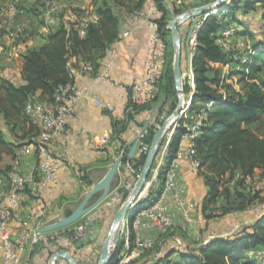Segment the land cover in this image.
Wrapping results in <instances>:
<instances>
[{
    "label": "trees",
    "instance_id": "obj_1",
    "mask_svg": "<svg viewBox=\"0 0 264 264\" xmlns=\"http://www.w3.org/2000/svg\"><path fill=\"white\" fill-rule=\"evenodd\" d=\"M209 1L200 0L196 3L193 0H171L169 8L166 0H91L95 22L83 31L77 25L79 17L73 21L58 17V23L43 35L44 42L27 48L21 55L23 83L14 84L0 75V164L5 156L13 158L20 147L35 144L42 128L40 122L27 113L26 107L35 102L52 104L57 88L73 82L70 58L75 59V66L81 62L88 63L92 67V74H95L106 49L120 37L123 16L129 17L133 12L145 9L149 2L159 11L156 21L167 45L158 94L164 92L167 99L175 100L173 51L167 24L171 15L180 12L185 4L188 7ZM258 9H261L259 19L264 23V0H229L217 14L214 11L213 14L196 17L201 23L196 31L195 46L191 49L193 86L189 78L183 84V91L192 94L191 103L187 116H181L172 131L156 181L150 184L129 216L130 248L135 240L132 230L134 215L152 206L158 199L168 166L176 157L182 137L189 132L188 126L196 117L201 116V123L198 133L191 138V148L194 150L191 158L198 162L197 171L206 188V195L200 202L201 214L208 219L215 215L243 212L260 198L258 191L252 192L248 187V179L257 170L259 176L264 178V92L261 87L264 79L259 77L264 68V42L257 40L255 50L252 49L244 62L231 46L223 49L216 44L218 35L230 24L243 28L235 32L237 36L252 35L246 24L248 19L242 20L241 16L245 17ZM212 63L229 64L228 72L222 75L221 69ZM234 76L237 77L238 88L225 81ZM166 98L161 107L166 105ZM150 105L148 103L132 109H148ZM172 108V104L168 106L169 110ZM130 111L128 120L132 118ZM156 130L157 126H150L142 143L149 145ZM165 141L166 138H163L153 167ZM145 156L139 153L129 161L135 174L140 172ZM123 157L125 165V153ZM127 195L128 191L123 189L120 202ZM64 234L74 245L76 241L72 240V232L68 230ZM180 237L181 249L176 248L173 238V245L164 244L160 250V245L154 244L127 264H261L258 257L248 254V250L258 247L264 249V213L232 236H212L206 241L191 244L183 241L186 237L183 230L180 231ZM123 245L124 241L120 239L109 264H119ZM157 252L160 254L156 255ZM174 254H177L178 259H173Z\"/></svg>",
    "mask_w": 264,
    "mask_h": 264
},
{
    "label": "crops",
    "instance_id": "obj_2",
    "mask_svg": "<svg viewBox=\"0 0 264 264\" xmlns=\"http://www.w3.org/2000/svg\"><path fill=\"white\" fill-rule=\"evenodd\" d=\"M77 1H79L77 6H80V9L87 8L88 4L86 2ZM193 1L199 2L200 0ZM166 2L170 8L171 0H166ZM87 13V11L81 12L79 20L87 19ZM25 16L27 17V14ZM244 16L247 17V15ZM127 19L128 16H123L121 33L127 28ZM75 20H77V17H75ZM248 23L249 20L246 21L247 26ZM130 29L129 36L122 39L116 46L118 57L112 69L110 81L105 84L95 85L92 84L93 81L90 76H85L79 81L80 85L89 84L91 88L81 98L76 106L75 113L68 119L66 124L67 134L49 145L50 151L54 155L59 156L62 159V163L58 166L53 180L26 190V199L18 209L17 218L10 222L13 238H18L22 230V222L27 219L32 209L39 211L42 222L57 220L66 209H73L91 186L103 177L116 159L123 152L129 150L131 141L136 138L144 119L148 116V112H146L147 109L138 107L134 111L133 109L129 110L132 118L130 120L127 119V114L129 113L127 109L129 90L132 82L141 72L150 29L143 19L135 22ZM188 29L189 24L184 23L180 26L179 31L181 34L183 33L182 31H187L188 34ZM42 31L46 33L48 28L42 26ZM42 42H44L43 36L39 38V42L35 46L40 45ZM20 64H22V57ZM75 64V59L70 58V71L75 67ZM0 75L8 78L14 84L23 83L20 71L16 72L14 78L3 75L2 71H0ZM93 98L99 99L104 104H110L113 106V110L109 111L100 108L95 104ZM25 146H27V154L23 159V166L25 170L29 171L36 165V154L32 144ZM191 147V139L189 137L183 138L179 145L177 157L178 166L176 168L175 186L184 201V206L183 208L176 207L171 198L164 202L171 214L175 228L183 230L189 242L191 241L190 239L196 240V238H199L196 232V217L199 215L200 219L199 205L206 195L203 178L198 174L194 160L191 158ZM138 155L139 151L137 149L130 160ZM11 162L12 158L5 156L0 165L3 168H7ZM129 166L134 170L131 163ZM257 172L259 171L257 170ZM132 177L129 167L127 168L126 165H123L117 170L116 180L118 185L114 191L120 192L122 196L124 189L129 194L131 189L129 190L127 185L130 183L133 185ZM149 186L150 184L142 193L141 198L146 194ZM118 209L101 203L87 214L89 224L84 232L87 238L95 235V232L98 231L97 223L99 220L102 221L98 235L89 243L86 242L84 237L83 239L75 240L74 245H65L67 237L64 232H53L50 235L46 233L44 234V243L41 244V247H36L33 252L30 248L23 251L19 264H48L52 254L60 248L67 249L77 264H97L101 246L96 247V244L104 240L103 238L108 232ZM183 211L187 212V219L183 218ZM90 222H93V224L90 225ZM126 222L127 220L124 221V226H122L120 231L122 234L118 239V242L120 239L124 241L123 249L119 256L123 258L125 254H129V257L124 261L119 259V264H127L130 260L137 258L134 254H131L132 248L129 247L128 241L129 228H127ZM138 234L142 237H151L154 244L160 245V250L164 248V244L173 245L169 237L161 234L157 229L141 228ZM206 238L209 237L207 236ZM174 239L178 245L175 244L176 248L181 249L182 246L179 245L181 244L180 238L174 237ZM77 243L81 245L77 246ZM158 254L160 252L156 253V255ZM173 259H178L177 254L173 255ZM56 264L68 263L63 258H59Z\"/></svg>",
    "mask_w": 264,
    "mask_h": 264
},
{
    "label": "built area",
    "instance_id": "obj_3",
    "mask_svg": "<svg viewBox=\"0 0 264 264\" xmlns=\"http://www.w3.org/2000/svg\"><path fill=\"white\" fill-rule=\"evenodd\" d=\"M86 2L88 12L93 9L91 0H82ZM15 4V2H14ZM11 5L9 9V15L7 20L1 25V28L5 30L6 37L9 40H15L19 35L23 34L26 29L27 17L25 13L17 10ZM43 19L46 28H53L58 23V17L55 14L59 11V6L55 0H45L43 2ZM21 15L20 18L17 15ZM159 16V11L154 7L152 2L146 6L145 9L133 12L127 19V28L120 34V37L115 40L105 51V57L100 62V68L92 74V67L88 63H79L75 66L71 72L73 74V82L64 86H59L54 94V102L52 104H43L39 102L30 103L26 107L27 113L35 120H38L41 125V132L37 137L35 144H32L35 148L36 165L32 170H25L23 166V159L27 154V146L20 147L15 156L12 158V162L8 169L3 168L0 170V264H19L23 251L27 248L33 252L36 247L44 243V234L38 233L36 229L39 226L48 224V222H42L40 213L37 209H32L27 216V219L22 222V230L18 238H13L11 235L10 222L17 218L18 209L25 201L26 190L29 188H35L36 185L44 184L54 179L56 170L62 163V159L54 155L49 145L58 139H61L67 134V121L75 113L76 106L79 104L81 98L87 94L91 88L89 84H81L79 81L85 77L90 76L92 84H105L110 81L112 69L115 66V61L118 57L117 44L130 34V28L140 19H143L149 29L150 34L147 41L146 51L143 57L141 66V72L136 76L132 82L129 90V102L127 109L131 110L135 106H141L152 102L159 93V82L163 74L165 65V52L166 44L162 40L158 23L156 21ZM94 16H90L85 20H79L78 27L83 31L90 23H94ZM201 20L194 19L189 24L188 34L185 40L188 54V77L189 83H192V74L189 66V59L191 55V49L195 46L196 31L200 26ZM235 34L234 28H225L216 38V44L223 49H228L231 45V39ZM2 49V47H0ZM222 64V63H221ZM225 69L229 68V64H224ZM228 72V70H226ZM264 92V88H262ZM93 101L100 108L113 110V106L110 104H104L97 98H93ZM182 116H187V110ZM153 117L147 119V123L138 131V151L141 154H146L149 145L142 143V139L148 133L149 125L152 123ZM201 123V116L196 117L191 125L188 126L189 132L184 134L182 139L189 137L190 139L198 133V126ZM174 122L165 133V144L159 154V158L154 167H152L151 175L149 178V184L156 181L158 168L162 161L165 147L168 140L176 126ZM191 154L194 150L191 148ZM178 153L172 160L165 174L163 181V187L156 202L145 209L139 211L134 215L132 219V230L137 235L131 254L140 256L145 250L151 248L152 243L149 241H142L138 236V231L141 228L154 227L160 232L166 233L172 230L173 221L171 214L168 211L165 201L171 198L178 208H183L184 201L182 200L178 188L175 186L176 168L178 166ZM126 167L130 169L133 176V184L135 183L138 174L129 166L127 162ZM194 165L197 167L198 162L194 160ZM136 176V179H134ZM249 180V179H248ZM128 189H132L131 183L127 185ZM115 190V189H114ZM109 202L111 206L117 204L121 195L120 192L114 191ZM257 217L264 212V202L257 206ZM261 211V212H260ZM183 218L187 219L188 215L186 211H183ZM128 220L126 226L128 228ZM88 225L80 226L77 232L72 235V240H80L85 237V228ZM206 241V240H205ZM72 244L69 239L65 241V245ZM181 245V244H179ZM261 264H264V256L260 253L258 255ZM129 254H125L123 258L119 256L121 261L128 259Z\"/></svg>",
    "mask_w": 264,
    "mask_h": 264
},
{
    "label": "rangeland",
    "instance_id": "obj_4",
    "mask_svg": "<svg viewBox=\"0 0 264 264\" xmlns=\"http://www.w3.org/2000/svg\"><path fill=\"white\" fill-rule=\"evenodd\" d=\"M45 0H0V71H2V74L8 77L14 78L16 75V72L20 71V66H21V53L24 52L28 47H33L39 42V38L43 36L45 33L42 31V26L45 25L44 21L42 20L41 16L43 17V2ZM59 6V11L57 14H55V17H63L66 20L73 21L75 20V17H79L81 15V12H86L85 9H80V6H77V0H55ZM109 2H112V0H108ZM215 0H210L207 3L213 2ZM229 1V0H228ZM15 2V4H14ZM180 1H177L179 3ZM81 3H83L81 1ZM198 3V2H196ZM207 3H201V4H196L194 6H185L183 9L178 12V13H173L171 15L170 20H172L174 17L180 15L184 11L190 9V8H196L198 6L207 4ZM14 4L15 8L17 10L22 11V14H27V21H26V29L23 34L19 35L15 40H9L6 37L5 30L1 28V25L7 20V17L9 15V9L11 5ZM261 9H258L256 11H253L251 13H248L247 17L241 16L242 20H249L248 23V29L252 35H236L231 39V47L234 48L239 55V59H241L243 62L247 59L248 54L252 52V49L255 50L254 45L256 46V41H263L264 42V23L260 21L259 19V14H260ZM40 13V14H39ZM218 12H215L214 14H217ZM95 11L94 8L92 10L88 9L87 17L89 18L90 16H94ZM18 18L21 17V15H17ZM196 17H190L187 18L183 21H179L176 25L178 31L180 26H182L184 23L185 24H190L193 22V20ZM169 20V21H170ZM44 23V25H43ZM168 25V24H167ZM234 28L235 32L238 30H242L243 28L238 25L230 24L228 25L227 28ZM239 31V32H240ZM47 32V31H46ZM183 33L179 31L180 38H181V69H182V81L184 84L185 79L189 76L188 75V54L186 50V44L185 40L187 37V31H182ZM162 38V37H161ZM170 39H171V48L173 51V60H174V50H173V42H172V37L170 34ZM163 40V39H162ZM169 48V46H168ZM167 54V45H166V52H165V58ZM173 60H172V65H173ZM213 66L218 67L222 71V75H225L227 73L226 70L223 66L224 64L221 63H212ZM259 77H262L264 79V68L263 70L259 73ZM237 77H231V78H226V82L228 83H233V86L235 88H238V84L236 83ZM175 85V82H174ZM264 88V85L261 86ZM175 85V100L173 98H166L164 92H161L162 94H158L159 97H157L154 101L150 102V108L146 110L148 112V116L146 119L143 121V125L141 128L144 127V125L148 122L147 119L153 117L152 123L149 125L150 126H161L162 122L169 118L170 115L173 113L175 110L177 103H178V95L179 93L177 92ZM182 94V93H181ZM191 97V92L190 93H185L183 91V94L181 96L182 103L187 104L189 99ZM166 98V105L164 107H161V104L164 102ZM173 102V103H172ZM172 104V110L168 109V106ZM151 109V111L149 110ZM150 111V112H149ZM160 122V124L158 123ZM172 125V124H171ZM140 128V129H141ZM148 128V130H149ZM147 135V134H146ZM145 135V136H146ZM165 135V134H164ZM165 138V136L163 137ZM150 145V144H149ZM141 170V169H140ZM140 173V172H139ZM151 172L149 174L150 178ZM249 184L248 187L251 189L252 192L258 191L260 198H257L256 202H254L246 211L243 212H233L229 213L226 215H215L212 218H205L201 212L200 214V219L199 215L196 217L197 218V223H196V232L198 234L199 238H196V240H192L189 242L187 240V237L184 238L183 241L191 243H196V241L200 242L203 238L212 237V236H232L241 231L244 227L247 225L251 224L256 218H257V212H259L256 208L259 206L261 203L264 202V178L259 176L258 172L256 171L254 177L248 180ZM135 184V183H134ZM133 184V186H134ZM92 187V186H91ZM90 190V189H89ZM114 193V190L110 193V195L103 200L101 203L103 204H108L110 207L111 204L109 203L111 201V196ZM123 202V201H122ZM122 202H118L117 204H114L112 207H116L117 209L120 207ZM100 203V204H101ZM99 204V205H100ZM97 207V206H96ZM95 207V208H96ZM200 208V205H199ZM72 210V208L66 209L63 213L62 216H64L67 211ZM93 210V209H92ZM261 212V211H260ZM264 213V212H263ZM88 214V213H87ZM87 214L84 215L81 219H79L77 222H75L72 225H69L68 227L58 229L57 231L53 232H68V230H71L72 233L77 232L80 226H85V224H89L88 219H87ZM61 216V217H62ZM59 217V218H61ZM58 218V219H59ZM56 220L50 221L49 223H52ZM88 226V225H87ZM86 226V227H87ZM124 226V223L123 225ZM122 229V228H121ZM149 230H153L156 228L151 227V228H146ZM86 230V228H85ZM84 230V231H85ZM180 231L181 229H176L174 224L172 226V230L167 231L166 233L161 232V234L166 235L169 237L171 240V244H173L172 240L174 237H180ZM160 232V231H159ZM121 234L119 235V238L121 237ZM136 234H135V239H136ZM142 241H149L152 243V246L154 245V241L152 240L151 237H142L141 235H138ZM104 239V238H103ZM179 239V240H180ZM135 243V240H134ZM134 246V245H133ZM151 246V247H152ZM178 246V245H177ZM112 248V247H111ZM133 249V247H132ZM261 254L264 256V249L261 247L254 248V249H249L248 254H253V255H258ZM258 257V256H256Z\"/></svg>",
    "mask_w": 264,
    "mask_h": 264
},
{
    "label": "water",
    "instance_id": "obj_5",
    "mask_svg": "<svg viewBox=\"0 0 264 264\" xmlns=\"http://www.w3.org/2000/svg\"><path fill=\"white\" fill-rule=\"evenodd\" d=\"M226 2H228V0H215L196 8H190L168 22L167 29L171 34L174 50L173 76L175 85L177 87V92L179 93L178 103L170 117L165 119L162 122L161 126L157 128L150 142L149 149L145 156L144 164L140 170V173H138L134 186L116 212L111 226L104 237V240L102 242H97L96 247L101 246V253L97 264H109V261L111 260L115 252L119 234L124 221L128 219L129 215L136 207L137 202L140 200L142 193H144V191L147 189V186L149 184V174L152 170L164 134L171 126V124H173L174 122L177 123L180 120L181 116L186 110H188V107L191 103L192 94L186 105L182 103L181 99V96L183 94V76L181 69L182 44L180 34L176 25L179 21H183L190 17H197L201 15L207 16L212 14V12L214 11L218 12L220 9H222ZM190 59L189 66L191 64ZM171 118H173L172 121H170ZM138 138L139 137L137 135L136 138L131 141L129 150L127 152H123V154L116 159V161L109 167L103 177L92 185L90 190H88L83 198L75 204V207L67 215H64L63 217L57 219L52 223L39 226L36 231L38 233H49L72 225L79 219H81L84 215L89 213L96 206H98L103 200H105L118 185L116 174L117 170L120 169L124 164V153L126 155L127 163L134 156L135 152L138 149ZM92 224L93 222H90V225ZM97 224L98 231L95 232V235L89 238L85 237L87 243L96 238V236L98 235V232L100 230L99 226L102 224V221L99 220ZM76 245L80 246L81 244L77 243ZM39 247H41V245H39ZM59 258H63L68 264H77L76 260L65 248H60L55 251L50 257L48 264H56Z\"/></svg>",
    "mask_w": 264,
    "mask_h": 264
},
{
    "label": "bare ground",
    "instance_id": "obj_6",
    "mask_svg": "<svg viewBox=\"0 0 264 264\" xmlns=\"http://www.w3.org/2000/svg\"><path fill=\"white\" fill-rule=\"evenodd\" d=\"M216 12V11H215ZM212 14H213V12H212ZM173 120V118H171V120L170 121H172Z\"/></svg>",
    "mask_w": 264,
    "mask_h": 264
}]
</instances>
